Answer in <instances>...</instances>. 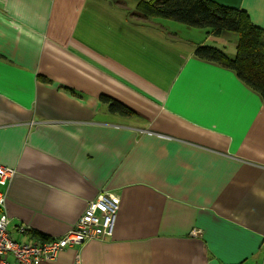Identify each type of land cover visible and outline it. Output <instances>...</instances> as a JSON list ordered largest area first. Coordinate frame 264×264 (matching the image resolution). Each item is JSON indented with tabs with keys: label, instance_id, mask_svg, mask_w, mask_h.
Listing matches in <instances>:
<instances>
[{
	"label": "crops",
	"instance_id": "obj_1",
	"mask_svg": "<svg viewBox=\"0 0 264 264\" xmlns=\"http://www.w3.org/2000/svg\"><path fill=\"white\" fill-rule=\"evenodd\" d=\"M210 1L264 29V0ZM112 2L0 0L10 235L60 238L108 192L119 199L112 237L39 264H264V106L193 56L202 43L233 56L236 37L138 25L135 5Z\"/></svg>",
	"mask_w": 264,
	"mask_h": 264
},
{
	"label": "trees",
	"instance_id": "obj_2",
	"mask_svg": "<svg viewBox=\"0 0 264 264\" xmlns=\"http://www.w3.org/2000/svg\"><path fill=\"white\" fill-rule=\"evenodd\" d=\"M112 1L117 4V0ZM134 8L135 14L145 21L171 20L188 28L204 30L206 35L214 38L233 34L236 37L233 56L203 43L194 46L193 56L231 71L260 97L264 106V29L254 25L245 11L226 8L210 0H136ZM100 100L111 114L134 116L116 100L107 97ZM31 234L38 240H47L45 236Z\"/></svg>",
	"mask_w": 264,
	"mask_h": 264
},
{
	"label": "built area",
	"instance_id": "obj_3",
	"mask_svg": "<svg viewBox=\"0 0 264 264\" xmlns=\"http://www.w3.org/2000/svg\"><path fill=\"white\" fill-rule=\"evenodd\" d=\"M15 171L0 165V208H4L5 195L2 188L14 176ZM119 210V199L108 192H100L87 206L74 227L60 238L46 241L30 238L18 242L9 233V219L0 214V264H39L53 261L68 247L83 245L89 241H102L112 237ZM25 233V229L19 228Z\"/></svg>",
	"mask_w": 264,
	"mask_h": 264
},
{
	"label": "rangeland",
	"instance_id": "obj_4",
	"mask_svg": "<svg viewBox=\"0 0 264 264\" xmlns=\"http://www.w3.org/2000/svg\"><path fill=\"white\" fill-rule=\"evenodd\" d=\"M110 1V0H109ZM126 3H128L127 5L129 6V7H131L132 9H133V5H135V3H136V0H124ZM129 11V10H128ZM132 12H134L135 13V8H134V10L132 11ZM132 15V14H131ZM134 15V14H133ZM131 20H132V22L133 23H138V25H140V24H142V23H144V24H146V23H148V22H150V20H147V22H142V21H140V20H138L136 17H131ZM160 21H165V22H167V23H171L170 25L173 27V28H176V29H178V27L179 26H184V25H182V24H180V23H177V22H174V21H171V20H165V19H161ZM152 22V21H151ZM150 25H152V23H150ZM163 30H164V32H165V30H167V29H164L163 28ZM195 31H197V30H195ZM166 33V35H169V36H173V35H171L170 33H167V32H165ZM182 34H184L185 35V32H182ZM183 35V36H184ZM232 35V34H231ZM233 37H235L234 35H232ZM229 52H231V51H228V53H226L228 56H231V53H229Z\"/></svg>",
	"mask_w": 264,
	"mask_h": 264
},
{
	"label": "bare ground",
	"instance_id": "obj_5",
	"mask_svg": "<svg viewBox=\"0 0 264 264\" xmlns=\"http://www.w3.org/2000/svg\"><path fill=\"white\" fill-rule=\"evenodd\" d=\"M0 210H2V209L0 208ZM32 239H36V240H38L36 237H32Z\"/></svg>",
	"mask_w": 264,
	"mask_h": 264
}]
</instances>
